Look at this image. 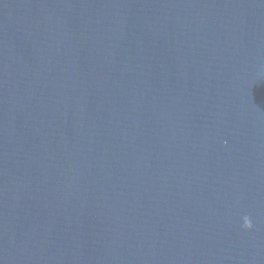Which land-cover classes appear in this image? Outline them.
Masks as SVG:
<instances>
[{
	"label": "water",
	"instance_id": "water-1",
	"mask_svg": "<svg viewBox=\"0 0 264 264\" xmlns=\"http://www.w3.org/2000/svg\"><path fill=\"white\" fill-rule=\"evenodd\" d=\"M0 264H264V0H0Z\"/></svg>",
	"mask_w": 264,
	"mask_h": 264
},
{
	"label": "clouds",
	"instance_id": "clouds-1",
	"mask_svg": "<svg viewBox=\"0 0 264 264\" xmlns=\"http://www.w3.org/2000/svg\"><path fill=\"white\" fill-rule=\"evenodd\" d=\"M244 227L247 229L252 228V222L247 216L244 217Z\"/></svg>",
	"mask_w": 264,
	"mask_h": 264
}]
</instances>
